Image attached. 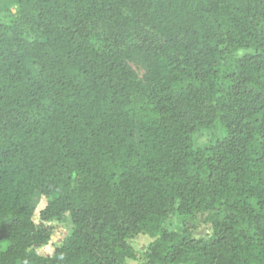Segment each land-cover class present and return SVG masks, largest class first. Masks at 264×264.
<instances>
[{
    "label": "trees",
    "instance_id": "16d2710c",
    "mask_svg": "<svg viewBox=\"0 0 264 264\" xmlns=\"http://www.w3.org/2000/svg\"><path fill=\"white\" fill-rule=\"evenodd\" d=\"M9 2L0 264H264V0ZM66 214L70 237L37 253ZM173 214L212 236L166 230Z\"/></svg>",
    "mask_w": 264,
    "mask_h": 264
},
{
    "label": "rangeland",
    "instance_id": "374dc122",
    "mask_svg": "<svg viewBox=\"0 0 264 264\" xmlns=\"http://www.w3.org/2000/svg\"><path fill=\"white\" fill-rule=\"evenodd\" d=\"M16 12V5L14 2L6 3L0 8V23H7L11 13ZM247 51H240L237 55L243 56ZM131 67L135 70L138 76L142 79L145 75L144 67L138 61H132L130 63ZM222 135V130L220 129H200L195 133L194 137L196 143L199 146H205L213 143L217 137ZM49 199L38 195L34 201V206L36 209L34 220L37 224L40 223L39 214L42 209L47 205ZM52 230V240L51 242L37 250V253L43 256H52L56 248L60 247L62 243L70 237L73 232L74 226L70 214H66L64 218L60 221H54L49 223ZM165 229L168 231L175 232H186L188 235L196 239L209 238L212 236L211 227L206 223V215L201 214L198 217L190 220L184 221L177 214L171 215L165 222ZM186 230V231H185ZM154 241L148 235L139 234L135 238L129 240L132 247L140 254V256L146 252L149 245ZM146 259L140 257L138 260H127V264H145Z\"/></svg>",
    "mask_w": 264,
    "mask_h": 264
}]
</instances>
